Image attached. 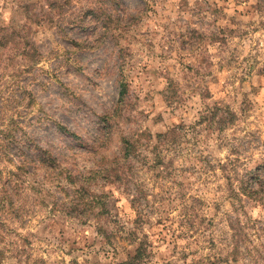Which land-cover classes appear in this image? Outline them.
Listing matches in <instances>:
<instances>
[{
	"label": "rangeland",
	"instance_id": "obj_1",
	"mask_svg": "<svg viewBox=\"0 0 264 264\" xmlns=\"http://www.w3.org/2000/svg\"><path fill=\"white\" fill-rule=\"evenodd\" d=\"M0 25L18 42L0 48V264H124L130 230L153 244L145 264H264V195L231 187L264 169V0H0ZM214 104L233 122L204 129ZM177 125L166 167L139 147L110 182L123 137ZM92 193L108 213L79 204Z\"/></svg>",
	"mask_w": 264,
	"mask_h": 264
},
{
	"label": "trees",
	"instance_id": "obj_2",
	"mask_svg": "<svg viewBox=\"0 0 264 264\" xmlns=\"http://www.w3.org/2000/svg\"><path fill=\"white\" fill-rule=\"evenodd\" d=\"M15 31L10 32L9 30H5V27H1L0 25V48L6 47L8 43L12 42L15 47H17L18 42L14 39ZM13 45V46H14ZM22 55H29V51L33 53V55H38L37 50L34 48V46L29 45L28 48L22 49ZM126 93V87L124 84L121 83V89L120 94L121 96ZM164 99L168 101L169 103L172 102V100L177 101L180 100V94L178 93L175 84L172 80L168 82L167 89L164 91ZM204 96H208V93ZM224 107V109H222ZM234 113L229 109L227 105L219 107L218 104H214L212 107H209L206 111H204L197 124H204V129L210 130V128L214 124H226L227 122H233L234 119ZM194 124V123H193ZM196 124V123H195ZM194 125H190L188 127H193ZM187 127L185 126H174L171 128L166 129L165 131H162L160 133H157L154 137H152L151 134H148V136L145 135V132L142 131L138 134L131 135L128 137L122 138V149H121V155L113 157L111 163H115L119 165V167L116 170V173L112 180L110 182H118L119 184L124 183V181H127L129 178L128 170L132 169L131 166L134 162H137L139 159H144V156L141 155L139 152V147L147 148L149 151H151V154L153 155V165H151V169H157V166L160 167H166L167 162L165 163V160H163L162 157V146L166 145L167 143H172L173 141H178L180 135H183L184 132H186ZM143 137V141H140V139ZM151 138L152 141H151ZM147 140V143H144V141ZM226 161H229L228 164L221 163L219 165V169L224 174L225 178L229 182L231 180V172L234 171L233 162L227 158ZM229 166V167H228ZM256 168H250L247 169L245 172V175L243 177H238L239 179V185L235 189L234 186L232 187V193L233 196L238 197L239 199L241 196L247 197V199L253 201V200H260L261 196L264 195V169H262V166L260 170H258L256 173H254ZM262 170V171H261ZM131 171V170H130ZM129 171V172H130ZM112 176V175H109ZM81 187V191L83 186ZM236 190V191H235ZM115 201V200H114ZM90 204V207L92 208H99V214L108 213V200L107 195L103 193H92L91 199L84 200L82 199L79 204ZM130 205L133 207L136 206V204H139V196L133 195L129 199ZM114 205V203H113ZM135 209V208H133ZM135 215L137 216V222L140 220V211H134ZM134 215V216H135ZM139 215V217H138ZM136 219L132 221H136ZM228 227L231 231V238L233 240L232 249L230 251V256L234 260L237 259V252H238V245L240 242V236L244 235L243 233V225L242 220L240 217H235L233 220H229ZM98 232L101 234L107 236L106 231L103 229V225L98 226ZM129 236V243L133 244V247L131 250L127 252L126 258L124 260V264H145L155 252L152 250V243L148 241V236L143 233V235L140 237L135 236L133 233V230L128 231ZM2 250L0 249V262L2 259ZM41 264H48L44 261L41 262Z\"/></svg>",
	"mask_w": 264,
	"mask_h": 264
}]
</instances>
